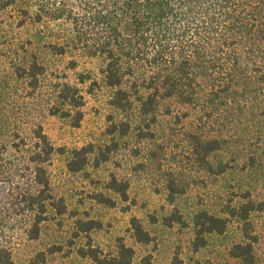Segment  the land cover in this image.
I'll return each mask as SVG.
<instances>
[{"label": "rangeland", "instance_id": "obj_1", "mask_svg": "<svg viewBox=\"0 0 264 264\" xmlns=\"http://www.w3.org/2000/svg\"><path fill=\"white\" fill-rule=\"evenodd\" d=\"M27 3L18 0L0 14V246L9 249L13 264H100L93 255L109 263L120 244L133 250L131 264H243L231 252L251 241L243 222L228 212L264 201V97L224 102L211 111L205 108L209 87L202 82L196 106L165 99L143 115L138 98L145 96L142 79L149 73L138 68L123 86L132 108L118 110L112 104L115 90L104 82L103 58L81 51L57 54L49 47L59 38L56 27L22 15ZM35 59L43 67L32 78ZM65 85L84 98L79 127L73 126L78 109L64 106L69 118L51 113L62 108L58 97ZM38 132L55 149L44 165L53 200L42 215L27 204L37 193ZM194 137L221 142L210 157L212 171L194 155ZM88 147L93 153L86 166L69 170L73 153ZM113 179L127 184L126 200L110 189ZM199 212L229 223L195 250ZM175 213L182 223L166 225ZM37 216L43 220L35 232ZM133 219L150 234V244L137 241ZM249 223L254 264H264V212H253Z\"/></svg>", "mask_w": 264, "mask_h": 264}, {"label": "trees", "instance_id": "obj_2", "mask_svg": "<svg viewBox=\"0 0 264 264\" xmlns=\"http://www.w3.org/2000/svg\"><path fill=\"white\" fill-rule=\"evenodd\" d=\"M22 15L35 24L53 25L58 31L57 42L50 48L57 54L68 51L101 57L105 61L102 75L105 84L115 90L112 104L121 111L132 108V95L123 89L125 81L134 77L138 68L149 73L142 79L145 96H139L140 112L149 115L157 110L161 100L175 99L186 106H196L201 99V84L207 83V106L219 110L230 101L264 97V0H27ZM18 0H0V14L16 5ZM43 65L34 60L32 78ZM147 73V74H148ZM137 95L139 91L136 90ZM58 99L62 108L51 113L69 118L64 106L78 109L73 124L79 127L80 109L84 98L77 88L63 86ZM221 102V103H220ZM223 102V103H222ZM264 117V110L262 111ZM116 130H113V133ZM127 133V130H123ZM37 151L33 156L34 184L37 193L27 200L28 208L42 215L51 202V186L44 165L50 162L55 149L43 132H38ZM191 148L200 165L212 171L210 157L221 148V142L194 137ZM93 147L73 153L69 170H82L88 163ZM222 171V170H221ZM110 189L127 199V184L113 179ZM174 195V194H172ZM173 198V196H171ZM108 200H104L107 203ZM228 215L243 222V233L251 242L238 244L232 256L243 264H254V248L250 215L264 212V201L248 202L231 208ZM42 216H37L34 230L38 231ZM182 223L179 214L165 219L172 226ZM228 219L209 212H199L194 218V249L206 244V236L223 234ZM138 242L150 244L152 237L138 219L132 220ZM133 250L120 244L118 256L109 263L131 264ZM0 264H13L11 252L0 246Z\"/></svg>", "mask_w": 264, "mask_h": 264}]
</instances>
